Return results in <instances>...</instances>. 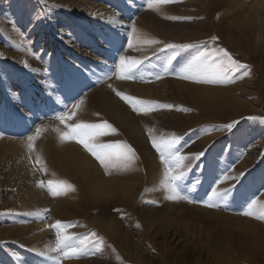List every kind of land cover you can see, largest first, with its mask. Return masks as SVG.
I'll list each match as a JSON object with an SVG mask.
<instances>
[{"label":"rangeland","instance_id":"1","mask_svg":"<svg viewBox=\"0 0 264 264\" xmlns=\"http://www.w3.org/2000/svg\"><path fill=\"white\" fill-rule=\"evenodd\" d=\"M253 1L176 0L159 5L154 11L149 9L147 0H0V135L24 140L35 169L41 173L38 164L53 171L49 167L58 160L44 142L35 143L36 148L29 150L27 138L37 129L41 134L47 132L44 127L54 128L55 122L62 124L55 117L64 112H75L64 122L70 127L78 122H107L116 131H109L99 140L129 145L136 159L128 169L136 166L142 180L136 198L105 203L87 199L83 188L72 180L53 178L54 173L42 174L45 205L41 201L24 204L21 197L25 196L15 194L17 182L11 187L0 184V264H56L57 253L50 249L56 243L57 222L75 225L62 229L66 235L95 232L103 239L102 251L93 254L89 249L88 255L78 259L60 256V264H264V221L240 214L253 200L257 201L256 210L264 205V24L263 37L258 39L260 33L241 37L238 31L241 24L237 26L235 22L241 16L239 7L243 2L241 12L247 16ZM205 42L210 48L226 49L247 68L231 71L215 84L178 78L185 74V67ZM167 44L193 47L167 49ZM121 57L142 61L132 69L131 79L117 78ZM28 58L34 60L37 69L29 66ZM97 59L111 66L102 69ZM245 71L247 76L243 75ZM174 82L212 88L214 102L205 90L199 94L191 90L180 93ZM124 83L157 91L150 98L138 96L133 91H123L120 86ZM105 87L143 122L148 154H142L138 143L129 139L99 106L103 93H108L103 90ZM113 89L148 104L174 107L137 113ZM55 94L68 99L65 108L53 102ZM90 94L97 112L76 119L78 109H73V104ZM11 102L28 113L32 112L29 105L35 104L39 108L36 118L9 127L3 116ZM47 104L46 113L43 106ZM233 122L238 123L228 130L225 125ZM149 130L157 139L173 134L180 137L176 150L186 157L184 164L190 167L182 169L185 177L179 186L192 203L165 198V164L152 147ZM5 150L0 148L1 172L18 175L17 169L27 162L17 152ZM200 153L203 155L195 159ZM39 154L40 163L34 158ZM152 156L163 168L156 183L151 182L146 171V167L153 166ZM128 169L123 171L127 174ZM49 181L54 187L63 188L68 183L71 187L53 196L48 191ZM213 188L227 192L216 201V207L208 208L204 203ZM72 189L80 192L77 202ZM69 193L70 198L66 199ZM110 220L129 234V241L120 237L119 242H114L106 234L105 221Z\"/></svg>","mask_w":264,"mask_h":264},{"label":"bare ground","instance_id":"2","mask_svg":"<svg viewBox=\"0 0 264 264\" xmlns=\"http://www.w3.org/2000/svg\"><path fill=\"white\" fill-rule=\"evenodd\" d=\"M237 1L239 3V0ZM243 3L245 4V2ZM244 4L241 7H239V13L241 14L240 18L238 19V17H236L235 19V22L237 21L236 23L237 26L241 24L238 29L240 36L243 37V35H246L247 33L250 35L260 33V35H258V39H260L259 37L261 38L263 37L261 36V34L263 33L262 30H263V24H264V19L262 17V14H264V0H254L252 3H250L249 4L250 9H248L247 11V14H248L247 16H245L241 12V10H243L245 7ZM236 5L238 6V4ZM250 35L248 37H250ZM96 62H100L102 69H109V67L111 66V64H108L106 61H103V60H98ZM28 63H29V66H31L33 69L38 68V66L35 65V62L33 59L28 58ZM174 84L176 85L175 86L176 90H178L180 93L191 90L194 93L198 91V94H199L202 90H205L207 91L205 92L206 95L209 98H211V102H214L215 96H214V90L212 88L208 89V88H200L196 86L194 87L192 85H189L183 82L181 83L174 82ZM120 88L123 91L124 90L129 91V92L133 91L138 96L143 95L144 97H147V98L152 97L155 91H157V89H154V88L152 89V87H145V86L143 87L140 85H135V83L134 84L124 83L120 86ZM109 89L107 87L103 88V90H108V93L107 92L103 93L104 96L101 97L99 101V106L104 109V111L109 116L108 117L109 119H113L116 121V123L119 125L120 128H122V131L128 136L129 139H131L135 143H138V148L141 149L142 154L143 153L148 154L147 152H149L148 150H150V148L148 149V147H146L144 133L141 128L142 126L141 123L143 122L140 121L138 118H135L134 115H132L134 113L130 112L131 110L129 111L128 108L126 106H123V104H121L117 100L116 97L111 95L112 92ZM226 93L230 94V92L228 91ZM60 96H61L60 94H57V95L55 94L54 97L52 96L53 97L52 100L53 102L60 103L61 106L65 108V106H67L66 101L68 99L61 98ZM155 96L156 95H154V97ZM158 96L159 95H157V97ZM82 101H83V104L80 105V108L76 112V119L89 117L90 115H92V113L95 110H96L95 112H97V109H95L94 106L92 107L91 94L87 95V97H85ZM215 102H218V100ZM34 103L38 104L37 101H35ZM35 104L29 105V108L31 109L32 112L28 113V112H22L21 108H17L14 102L8 103V106L6 108L8 109V111H6L5 115L3 116L4 123H6L9 127H12L14 123H24L26 120H28L29 122L32 121V119L36 118L35 114L37 112V109H39L38 106L35 107ZM43 107L45 108V112L47 113L49 111L48 104ZM78 113H80V115H78ZM19 115L22 118H20ZM54 125H55L54 128L44 127L45 131L47 132L39 134V136H37L36 139L32 142L33 149L36 148L35 143L38 144V143L44 142L48 144L47 146L48 150H50L54 154L55 160L56 159L58 160L52 163L54 166L49 167L51 169H54L53 171H50L47 168L41 167L42 164L41 165L38 164L39 165L38 168L39 167L41 168L39 170L41 173H39L38 170H36L35 166L33 165V161H32L33 159L29 156L28 152L26 151L24 147V143H25L24 140L22 141V140H16V139H12V140L6 139L0 135V148L2 149L6 148L5 151H8V152H13V151L17 152V154H19L17 156H19L22 161L25 160V162H27V164L25 163L26 166L23 165L19 170L17 169L18 175H15V173L14 175L10 173L9 175L3 174L1 172L3 166L0 167L1 168L0 169V184H3L5 187H11L14 185L15 182H17L19 184V186L16 187V190L18 189V192H15V194L17 196L18 195L25 196L21 198L24 201V204H28V205L29 204L33 205L37 203L39 204V201H41V204H43V202L44 203L46 202V195L43 193V189L41 187H38L37 185L40 183V180H42L41 179L42 174H50V173H54V175L51 174L52 176L49 175L53 178L58 177L65 181L72 180L79 187L83 188V192L85 193V195L86 196L88 195L87 199H90L93 201L101 200V201H104L105 203H108L111 201L113 202L114 200L124 201V200H127L128 198L130 200L133 198H136V196L138 195L140 191V188H142V180H141V177L138 175L139 171L137 170L136 166L131 168L130 170L128 169L129 171H127V174L125 171H119L115 169L110 170L108 173H105V171L101 168V165L99 163H96L92 159L91 155H89L87 151H85V149H82L76 141L66 140L64 142H61L56 130L59 129L60 131H66L67 129H65V124H59V122H55ZM33 136H36V132L33 134ZM41 156L42 155L40 154L39 156L34 155V158L37 161V158L39 157V163H40ZM151 161H153V166L151 164V166L146 167L147 168L146 171L148 173V176H150L151 178L150 179L151 182L156 183V182H159L157 177L161 176L160 172H163V168L160 162L153 156L151 157ZM3 162L4 161H2V165H3ZM59 163L61 164V166H59ZM5 164H7V162ZM115 174H117V176L119 175L120 176L117 177L116 179L115 177H113ZM123 177H125V179H121ZM126 177L128 178L126 179ZM66 178H69V179H66ZM67 185L71 187L70 183H68ZM74 192H75V200L77 202L80 199V198L77 199L78 196L80 195V192H78L77 189H75ZM69 198H70V193L66 196V199H69ZM105 214L106 213H104V215ZM112 223H111V220L110 222L105 221L106 227H105V230L104 229L103 230L106 232V234H108L110 238L114 240V242L115 240L116 242H119L120 237H123L124 241H129L130 240L129 234L123 233V230L120 228L119 225H116V223H114L115 225L114 224L112 225ZM95 227H98V226H95ZM43 234H45L44 236H46V233L43 232L42 235ZM46 244H49V243H46Z\"/></svg>","mask_w":264,"mask_h":264},{"label":"snow or ice","instance_id":"3","mask_svg":"<svg viewBox=\"0 0 264 264\" xmlns=\"http://www.w3.org/2000/svg\"><path fill=\"white\" fill-rule=\"evenodd\" d=\"M176 2V0H147L149 9L157 10L159 5H165L169 3ZM168 19H181L179 17H166ZM115 23V22H114ZM133 31L135 28L133 27ZM213 42L216 41V38L213 37ZM151 43H159L158 41H151ZM130 48L132 47L131 40L129 41ZM193 45L186 44H167L165 48L167 49H176V50H185ZM201 51L194 57V59L185 67L184 75L179 76L178 78L189 80L194 83H211L215 84L222 82L226 75L234 70L247 68L246 65L241 64L239 61L235 60L232 55L224 48H210V46L205 42L203 45L199 46ZM142 63L140 60H126L124 57L120 58V64L118 66L117 78L120 80L131 79L130 73L134 67ZM25 67H28L25 64ZM244 76L248 75V71L243 73ZM160 77H157L159 79ZM111 87V85H109ZM116 95L119 96L122 100L128 103L133 111L140 113H147L154 110L155 108H173V105H153L148 104L145 101L135 99L123 95L122 93L116 91ZM83 104V101H79L76 104H73V109H79L80 105ZM179 111H186V109H178ZM72 115H75V112L69 114V112L61 113L59 116L55 117L62 124L65 120H70ZM250 119H257L251 117ZM238 122H233V124L225 125L228 130H231L234 125ZM264 123V121H262ZM66 131H60L57 129V134L61 142L66 140H74L78 144H81L82 147L90 153L104 169L105 173H108L110 170H127L131 163L136 159L134 150L127 144H108L103 143L99 140V137H103L108 134V132L115 133V129L112 128L107 122L103 123H84L78 122L74 126H69L65 124ZM40 129H37L36 136H29L27 147L29 150H32V142L40 134ZM149 138L152 142V147L159 153L161 161L165 164V173L163 187L167 192L166 199L171 201H188L192 203L193 201L182 194L180 190V182L185 177V171L182 169L190 167V165H185L184 161L186 157L179 155L176 150V146L180 143V137L175 134L164 138L159 139L155 138L151 130H149ZM203 153L198 154L195 159H199ZM171 160V163H169ZM39 162V157L37 158ZM179 170V171H177ZM176 174H173V173ZM228 179V177H224ZM223 182V181H221ZM38 187H44L43 182H40ZM68 185H65L61 188L59 185L53 186V182H48V191L53 196H58L61 194V191L66 190ZM73 191L75 189H72ZM227 190L218 191L217 188H213L211 195L208 197L207 201L204 203L205 207L213 208L216 207V201L226 195ZM257 201H251L247 210L241 212V215L251 217L264 221V205H260L259 209L256 210ZM75 225H64L60 222H57L54 226L57 229L56 243L55 246L50 249L51 252L57 253L56 264H60L59 257L62 256L64 259H78L81 256L88 255L89 249L95 252L102 251L101 245L103 244V239L98 237L95 232H92L84 236H71L63 233L62 229H67L69 227H74ZM51 258V257H49ZM19 259V257H16Z\"/></svg>","mask_w":264,"mask_h":264}]
</instances>
